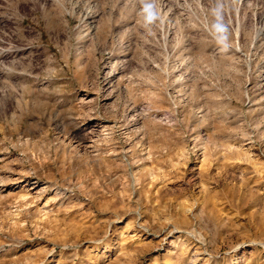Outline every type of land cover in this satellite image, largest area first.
<instances>
[{
	"label": "rangeland",
	"instance_id": "374dc122",
	"mask_svg": "<svg viewBox=\"0 0 264 264\" xmlns=\"http://www.w3.org/2000/svg\"><path fill=\"white\" fill-rule=\"evenodd\" d=\"M0 264H264V0H0Z\"/></svg>",
	"mask_w": 264,
	"mask_h": 264
}]
</instances>
